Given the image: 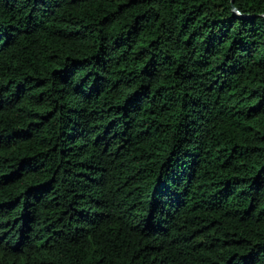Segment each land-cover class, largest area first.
Listing matches in <instances>:
<instances>
[{
    "label": "trees",
    "instance_id": "obj_1",
    "mask_svg": "<svg viewBox=\"0 0 264 264\" xmlns=\"http://www.w3.org/2000/svg\"><path fill=\"white\" fill-rule=\"evenodd\" d=\"M0 264H264V0H0Z\"/></svg>",
    "mask_w": 264,
    "mask_h": 264
}]
</instances>
